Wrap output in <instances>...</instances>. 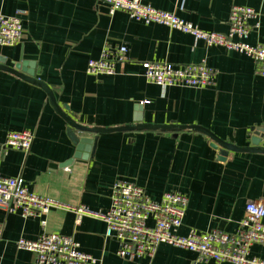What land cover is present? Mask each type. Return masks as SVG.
Instances as JSON below:
<instances>
[{"label": "crops", "instance_id": "obj_1", "mask_svg": "<svg viewBox=\"0 0 264 264\" xmlns=\"http://www.w3.org/2000/svg\"><path fill=\"white\" fill-rule=\"evenodd\" d=\"M168 11L204 31L225 32L232 5L252 7L257 27L247 41L264 44V0H140ZM0 12L18 15L23 34L14 45L0 44V65L25 63L52 94L36 83L0 68V142L9 131L30 130L25 152L9 149L0 174L21 177L28 190L71 207L85 205L104 213L115 180L134 182L152 199L178 191L188 204L178 229L233 232L253 200L264 204V154L229 151L219 158L212 139L195 129L115 130L97 134L86 158H74L65 114L87 127L136 125H200L220 139L244 147L256 129L264 130L263 77L251 58L234 49L206 46L191 34L157 23H143L120 10L108 14L99 0H0ZM254 20V21H255ZM125 43L129 60L112 75L86 73L89 59L98 58L105 44ZM204 59L215 71L214 83L203 88L162 86L145 79L141 61L196 63ZM29 64V65H28ZM22 65V66H21ZM139 123V122H138ZM78 132V131H77ZM93 136V133H79ZM46 225L24 217L18 209L0 208L3 227L0 264H37L35 256L16 246V239H37L45 230L73 237L94 264H233L197 262L195 253L161 243L152 257L125 259L118 243L105 236V222L82 216L75 224L71 210L52 208ZM250 256L264 259V246L254 244Z\"/></svg>", "mask_w": 264, "mask_h": 264}, {"label": "built area", "instance_id": "obj_2", "mask_svg": "<svg viewBox=\"0 0 264 264\" xmlns=\"http://www.w3.org/2000/svg\"><path fill=\"white\" fill-rule=\"evenodd\" d=\"M106 4L108 14L120 10L129 18L143 23H157L189 33L206 46L218 45L247 55L255 64V73L264 79V44L247 41L252 28L257 27L255 10L249 6L232 5L227 16L225 32L204 31L175 14L156 9L140 0H99ZM255 20V21H254ZM23 34L18 15L0 12V44L14 45ZM125 43L105 44L98 58L89 59L85 71L92 76L112 75L118 63L129 60ZM147 81L162 86L203 88L214 83L215 71L204 59L196 63L172 64L169 62L141 61ZM264 89V81H263ZM33 133L30 130L9 131L0 142V161L7 150L27 151ZM188 204L185 194L165 191L157 200L150 198L145 189L131 181L117 179L113 182L110 205L106 212L93 211L85 205L71 207L52 198L28 190L21 177L0 174V208L18 209L24 217L40 218L45 228L46 215L52 208L71 210L75 224L82 216L101 218L105 222V236L118 243L117 255L125 259L152 257L156 247L166 243L195 253L194 261H228L233 264H264V259L250 256L254 244L264 246V204L250 200L233 232L216 229L197 231L189 229L178 234ZM3 227L0 222V239ZM20 249L35 256L37 264H94L96 258L80 250L72 236L43 231L37 239L19 237L15 241Z\"/></svg>", "mask_w": 264, "mask_h": 264}, {"label": "water", "instance_id": "obj_3", "mask_svg": "<svg viewBox=\"0 0 264 264\" xmlns=\"http://www.w3.org/2000/svg\"><path fill=\"white\" fill-rule=\"evenodd\" d=\"M2 62V60L0 61ZM23 65V66H22ZM20 67L19 64L15 65L14 68L12 67H3L4 65H0V68H5L6 70L19 73L17 69L21 68L23 72L26 74L21 76L33 83H36L37 85L41 86L48 95L52 97V94L50 92V89L42 83V81L37 80L33 77L34 72L32 70H27L24 68L25 63H23ZM29 65V64H28ZM53 105L56 109V111L62 116L63 120L67 123L68 128L67 135L71 141V143L74 145L75 152L73 153V156L69 159H67L64 162V165H67L73 160L74 158H86V154L89 153L90 149L95 148L96 140H97V134L99 133H105V132H111L115 130H134V129H145V128H160L163 130L168 131H176L183 128H191L195 129L197 131H200L202 133H205L212 139V147L218 150L219 158H224L226 154L229 151H252V152H260L264 154V130L256 129L253 132V136L250 138V143L252 146H244L240 147L237 145H234L233 143H229L227 141H224L217 137L215 134L210 132L207 128L202 127L200 125H176V124H168V125H155V124H148V123H142V121H137L136 125H128V126H121V127H112V128H100V127H87L82 126L78 123H76L70 115L65 114L61 109L57 106L54 99H52ZM139 122V123H138ZM79 133H93V136H85L80 135Z\"/></svg>", "mask_w": 264, "mask_h": 264}]
</instances>
